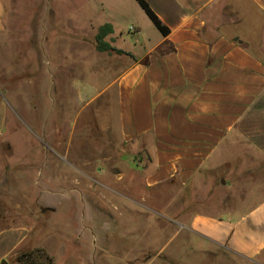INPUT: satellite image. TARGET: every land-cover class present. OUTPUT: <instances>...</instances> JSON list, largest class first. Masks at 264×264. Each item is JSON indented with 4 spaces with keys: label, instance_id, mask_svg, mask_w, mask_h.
<instances>
[{
    "label": "crops",
    "instance_id": "crops-1",
    "mask_svg": "<svg viewBox=\"0 0 264 264\" xmlns=\"http://www.w3.org/2000/svg\"><path fill=\"white\" fill-rule=\"evenodd\" d=\"M135 1L131 6L141 16L143 9ZM146 1L170 29L167 35L153 27L150 37L139 24L125 34L114 19L98 25L110 23L113 30L107 40L126 52L117 54L123 58L122 64L112 69L111 81L100 93L105 103L96 108L95 116L103 133H114L121 143L134 147V152L150 154L153 166L145 172L146 188L169 179L196 184L207 177L206 171L220 167L222 180L231 172L233 160H242L244 165L251 159L264 161V0ZM232 1L246 17L243 34L233 37L218 9L222 5L225 12ZM118 3L102 2V10L120 17L129 15L127 5ZM5 12L0 0V19ZM64 187L61 192L70 204L62 209L71 218L57 224L58 228L48 223L55 226L54 231L64 230L59 233L65 241H58L54 248L48 241L51 233L40 243V237L29 239L33 229L28 225L2 229L0 263L16 252L36 249L38 244L53 259L62 254L66 258L81 256L83 261L78 264H116L120 254L115 239L119 238L131 242L123 244L130 250L122 254L132 257L130 264L136 254L146 252L140 241L150 230L151 217L144 213L148 206L123 193L129 191V185L78 181ZM104 189L114 192L111 199L101 194ZM256 191L251 201L237 205L246 211L196 212L189 220L176 222L186 223L191 234L208 241L212 248L228 250L241 264L261 263L264 183ZM92 199L95 207L88 206ZM108 212L110 217H105ZM136 231L142 235L137 253ZM183 250L174 248L170 254L179 258ZM174 262L181 263L176 258Z\"/></svg>",
    "mask_w": 264,
    "mask_h": 264
},
{
    "label": "rangeland",
    "instance_id": "rangeland-1",
    "mask_svg": "<svg viewBox=\"0 0 264 264\" xmlns=\"http://www.w3.org/2000/svg\"><path fill=\"white\" fill-rule=\"evenodd\" d=\"M132 1L136 3L3 0L6 12L0 19V230L28 225L33 229L30 240L40 237L42 243L51 233L48 241L57 248L58 241H65L59 233L64 230L54 231L51 224L57 227L71 218L70 212L62 209L70 204L61 192L64 185L78 181L129 185V191L123 193L148 206L144 213H149L152 221L140 241L146 252H138L133 264H146L155 254L158 256L151 264H178L175 258L180 264H241L228 250L212 248L208 241L191 234L186 223L181 226L176 221L189 220L196 212L248 210L237 205L251 201L249 198L257 193L259 185L262 187L264 161L251 159L244 165L242 160H233L231 172H226L222 180L220 167L206 171L207 177L196 184L182 185L169 179L146 188L145 172L153 166L150 154L134 152V147L121 143L114 133H103L96 121V108L105 103L101 90L110 83L112 69L123 61L118 53L96 48L98 25L114 19L118 28L129 30L139 24L150 37V29H156L144 10L139 8L140 16L132 8ZM102 2H123L130 13L120 17L114 11H103ZM228 6L225 12L219 6L220 20L232 37L243 34L246 17L240 15L241 10L233 1ZM101 194L111 199L114 192L106 190ZM88 206L95 207L93 199ZM135 216L136 226L138 214ZM105 217H110L109 212ZM136 232L137 253L142 235ZM115 240L116 252L120 254L116 264H130L132 257L122 254L130 250L123 244L131 242ZM39 247L42 248L40 244ZM178 247L184 249L179 258L170 254ZM7 261L21 264L14 255ZM81 261V256L66 258L63 254L54 259L55 264Z\"/></svg>",
    "mask_w": 264,
    "mask_h": 264
},
{
    "label": "trees",
    "instance_id": "trees-1",
    "mask_svg": "<svg viewBox=\"0 0 264 264\" xmlns=\"http://www.w3.org/2000/svg\"><path fill=\"white\" fill-rule=\"evenodd\" d=\"M144 12L156 26V28L164 35H167L170 29L163 23L157 13L153 10L146 0H137ZM113 27L110 23H104L99 27L96 35V48L100 51L115 52L118 54L126 53L122 49L113 47L106 37L112 32ZM16 261L21 264H54V259L46 254L42 248H36L29 251H19L14 254ZM44 257L45 260L44 261Z\"/></svg>",
    "mask_w": 264,
    "mask_h": 264
},
{
    "label": "water",
    "instance_id": "water-1",
    "mask_svg": "<svg viewBox=\"0 0 264 264\" xmlns=\"http://www.w3.org/2000/svg\"><path fill=\"white\" fill-rule=\"evenodd\" d=\"M116 172V171H115ZM1 264H9L7 260H3Z\"/></svg>",
    "mask_w": 264,
    "mask_h": 264
}]
</instances>
